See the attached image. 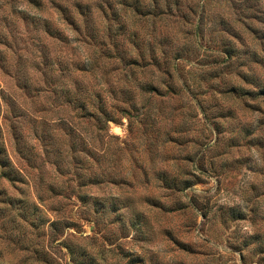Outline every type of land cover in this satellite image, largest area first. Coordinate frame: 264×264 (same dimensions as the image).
<instances>
[{
  "label": "rangeland",
  "instance_id": "1",
  "mask_svg": "<svg viewBox=\"0 0 264 264\" xmlns=\"http://www.w3.org/2000/svg\"><path fill=\"white\" fill-rule=\"evenodd\" d=\"M77 1L0 0V264H264V0H80L84 28L179 57L137 68L159 94L134 86L104 131L64 102L94 52L65 20ZM124 73L106 59L90 83Z\"/></svg>",
  "mask_w": 264,
  "mask_h": 264
},
{
  "label": "trees",
  "instance_id": "2",
  "mask_svg": "<svg viewBox=\"0 0 264 264\" xmlns=\"http://www.w3.org/2000/svg\"><path fill=\"white\" fill-rule=\"evenodd\" d=\"M61 1L62 0H50L53 7L57 8L59 11H65ZM140 2L141 0H136L137 11L141 10ZM44 6L45 0H36L37 9L41 10ZM73 6L75 8V14H66L68 17L65 20L73 26L74 33L77 36L76 40L81 42L82 39L85 38L84 43L93 46L94 52H89L85 56L84 60L72 61V69L70 70L71 79L67 80L66 87L62 89L64 102L66 105L72 107L73 110H77L81 114L79 117L80 120L83 118L94 120L102 131L106 129L108 130L111 122L119 123L124 117L130 118L131 115L129 113L130 111L128 110V106L134 109L138 105L135 101V94L132 90L134 89V86L138 87L142 93L151 92L157 94L159 92V86L157 87V85L153 82H142L137 85H133L134 82L131 83L129 79L135 75L136 69L140 67L145 70L146 68L152 66L161 71L166 68L167 61H176L179 57L174 53L168 56L166 52L158 46H152L147 51L144 43L140 42L139 44L138 41H136V38H138L139 35L137 33H129L125 31L122 26L116 31L109 30L103 35H99L98 32L88 28L87 24L84 28V22H91L89 15L84 11V9L88 6L87 3H83V1L78 0L73 4ZM61 33V30L54 27L52 28L46 21L40 32V38L58 39L60 38ZM121 38L125 40L122 44L119 42ZM125 43L128 47H125ZM40 58L41 62L36 65V69L38 71H42L43 69L41 67H46L51 62L49 51L45 48L41 52ZM106 59H117L119 64L124 68L125 73L119 76L116 80L102 76V80L105 81L108 89H103V87L96 89L95 84L90 83L89 76L93 77L97 75L98 70L101 69V61ZM174 65H176V63ZM174 65L173 68L176 69ZM56 81H59V79L45 80L42 83H44L45 88H47L49 92L57 94V84H55ZM111 81L120 82V84L124 83V85L116 89L113 87L116 82L112 85ZM161 83L164 84V82ZM110 87L113 88L110 89ZM248 93L252 92L248 91ZM254 94L264 98V87L257 86V93ZM172 96L178 97L180 95L174 91ZM1 163L3 164V160L0 158V164ZM6 166L7 165H4V167ZM4 173H6V171H4ZM189 186L190 184L187 187ZM0 257H2L1 252ZM126 264H132V259Z\"/></svg>",
  "mask_w": 264,
  "mask_h": 264
}]
</instances>
